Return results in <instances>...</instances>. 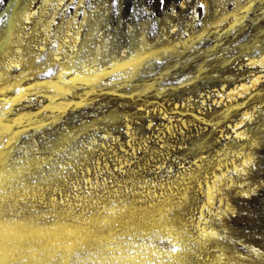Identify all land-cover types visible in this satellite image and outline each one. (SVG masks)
<instances>
[{
  "label": "rangeland",
  "instance_id": "rangeland-1",
  "mask_svg": "<svg viewBox=\"0 0 264 264\" xmlns=\"http://www.w3.org/2000/svg\"><path fill=\"white\" fill-rule=\"evenodd\" d=\"M100 1L109 8L110 36L145 28L144 50L137 41L123 47L156 59L136 75L106 67L99 81L85 83L92 74L61 77L60 62L47 53L39 56L42 71L18 76L17 53L5 59L0 51V218L18 222L26 234L23 247L37 249L45 264L61 245L71 247L70 259L63 257L68 264H264V125L255 118L264 108V73L245 100L221 96L264 51V0H224L219 14L226 19L217 24L214 17L209 26L201 0L85 5L93 11ZM70 2L61 12L75 13ZM30 3L0 0V46L19 4ZM32 6L40 17L43 2ZM247 108L254 119L238 129L244 134L237 139L229 125ZM236 151L250 152L257 167L232 171L241 159L232 155ZM222 169L233 210L213 217L219 199L213 209L203 208L205 188ZM249 185L258 190L242 194L240 186ZM206 222L217 230L209 241L200 237Z\"/></svg>",
  "mask_w": 264,
  "mask_h": 264
},
{
  "label": "bare ground",
  "instance_id": "bare-ground-1",
  "mask_svg": "<svg viewBox=\"0 0 264 264\" xmlns=\"http://www.w3.org/2000/svg\"><path fill=\"white\" fill-rule=\"evenodd\" d=\"M30 1L31 3L27 7H25L24 4H22L24 6L21 7V5L19 4L20 7L14 13L15 16L13 22L9 27L7 26L8 28L6 31L3 30L5 32L6 38L4 43L1 44L2 46H0V51L3 53L5 59H7L6 57H9L12 52L17 53L18 60L14 62L21 68L19 69L18 67L17 69H14V73H17L18 76H30L34 75L38 71H42V66L38 61L39 56L43 55L44 53L53 55V58L60 62V69H58L60 70L58 74L59 76L62 77L63 75H75V77H79L82 74L88 76L92 74V68H95L98 73L101 71V69H103L104 71V68H106L105 64L111 65L112 60L109 59V57L115 59L117 51L122 50V48L124 49V44L130 45L134 41H137L140 46L138 50L141 51L143 49H141V44H143L144 47L145 42L147 43V32L145 28H140L141 30H137L131 34L129 33L130 27L127 28L125 33L122 32L123 30L121 28V31L119 32L120 34H115L114 37H111L110 30L106 28V21L110 18V15L109 12L108 14H105L106 11L109 10V8L104 7L102 5V1H100V3L96 6L95 10L90 11L85 5V0H71L70 4H68V9L71 4H76L75 13L71 15L69 13V15H67L61 12V4L65 0H40L45 6H40L43 8L42 14L38 18L35 17L37 9H35V6H32V3H35V0ZM238 1L239 0H237V2ZM185 3L186 2L182 1V7H184ZM201 3L205 4L207 8V10H204V13L206 15V17L204 16V21H206L207 26L210 25V21L212 18L216 17L215 19H217L218 21L221 17L224 16L223 13L222 15L219 14L226 8L224 0H201ZM212 3L215 4V6L212 7ZM79 11L80 16L82 15V18H80V16L78 15ZM214 11L218 12L217 14L219 15H211V13ZM197 16L198 14L196 10L195 13L193 12V17L196 18ZM104 26L105 30L102 31V29H104ZM134 34L138 35V40L135 39L136 37H134ZM77 37H79V40H77ZM9 41H11V43H9ZM70 45L74 47H70ZM97 47L104 49V54L101 56V59L105 62V64H89V73L85 74L82 72L81 67L75 63V61L77 59H84L90 53L94 54ZM53 50H57L59 52L56 53ZM249 64L251 65V68H253V70L248 75L239 79L238 83L231 87L229 91L226 90V93L221 94L222 97L224 96V99L228 98V101L233 102V100H236L239 102L240 99L245 100L256 92L257 87L262 82V73H264V70H262L261 68L264 67V51L257 56L251 57L249 59ZM73 69H75V71H73ZM254 78L258 79L259 82L254 83ZM227 79L229 80L230 78L227 77ZM241 85H246V87H241ZM223 90L224 87L222 88V91ZM253 111L254 110L247 108L244 112H242L240 119L242 120L245 114L252 115ZM238 122V120H234L233 124H231V128L235 129V132L238 131V129L235 127L236 123ZM127 132L129 134H132L130 124H127ZM240 132L242 133V135L244 134V131L241 130ZM194 141L193 142L198 145L199 140L196 139ZM200 143L199 146H201ZM243 153L247 157L252 158L250 152ZM241 165L242 160L240 159L239 163L235 162L234 168L240 167ZM224 169H222L220 173H218L217 171L213 172V180L208 181L206 184L205 202L203 204V208L206 204L208 208L212 207L213 209V206L216 205L217 200L219 199V204L217 205L218 207H215V214L220 217H223L229 210H233L231 199L224 192L223 188V178L226 175V171ZM227 169L229 171L228 167ZM240 187L242 194L244 192L250 194V192L253 191L251 185H249L248 187ZM209 189H211L212 191V198L210 201L208 200ZM171 203L173 202L171 201L166 209H170L174 206ZM202 216L203 213H201V219ZM213 232L215 233V235L217 234L216 228H214L212 225H208L207 222L204 226L200 225V237H202L204 240L209 241L213 236H215L212 235ZM203 233H207V235H204ZM224 256L231 258L232 255L225 254Z\"/></svg>",
  "mask_w": 264,
  "mask_h": 264
},
{
  "label": "snow or ice",
  "instance_id": "snow-or-ice-1",
  "mask_svg": "<svg viewBox=\"0 0 264 264\" xmlns=\"http://www.w3.org/2000/svg\"><path fill=\"white\" fill-rule=\"evenodd\" d=\"M161 4L165 3V0H160ZM183 6V5H181ZM199 9L207 10L206 5L201 3L198 5ZM247 11L246 7H241L240 12L244 13ZM193 12L195 13L196 10L193 9ZM230 15L234 18V23L240 22V17L236 13H230ZM27 18V17H25ZM226 17H221L217 24L223 23ZM172 32H176V28L171 29ZM187 35V33H185ZM77 40H79V37H77ZM70 47H74L71 46ZM143 48V44H141V49ZM104 54V49L97 47L96 52L94 54L90 53L88 54L84 59H77L75 63L79 65L82 69V72L87 74L89 73V64L97 65V64H105L104 61H102L101 56ZM59 59V58H57ZM109 59L112 60L111 65L105 64V67H115L118 69H124L127 71L129 76H133L139 73V69L141 65H144L152 60H155V56L148 52V53H142L137 50H133L130 48H125L122 50H118L116 53V58L112 59L109 57ZM16 67H19V65H16ZM262 70H264V67H261ZM51 68L48 69L44 75H50L51 74ZM75 71V69H73ZM92 75L89 76L87 79H85V83H92L94 81H99L102 75H105L103 72V69L99 73H97L95 68L91 69ZM254 83H258V79L253 80ZM241 87H246V85H241ZM256 119L260 120V123L264 125V108H260L256 111ZM254 117L251 114H245L243 116V119L241 120L239 116H237V120L239 121L236 123L235 127L237 129L241 128L246 121H253ZM231 127V125H229ZM235 137L237 139L242 137V133L240 131L235 132ZM232 155L240 156L242 160V165L240 167L233 168L232 171H235L237 173L243 172L245 167H251L256 168L257 166L253 163L252 159L247 157L243 152H233ZM260 170L264 172V164H261ZM246 175V173H245ZM259 188H264V178H261L259 182ZM258 189L256 187L253 188V192L257 191ZM244 195H248L249 193L244 192ZM212 198V191L209 189L208 191V200L210 201ZM205 207L207 205L205 204ZM68 214H72V208L69 207L67 210ZM200 212L203 213V209H200ZM52 215H55L54 212L51 213ZM18 215V213L16 214ZM41 215H44V213H41ZM213 217L215 216V213L211 214ZM4 216V210L0 209V217ZM74 219H79L78 216H74ZM18 222L14 219H5L0 218V264H9L8 257H12V264H45L44 261L37 259V249H35L32 246H29L27 248L23 247L26 239V234L22 232L19 228L16 227V224ZM204 235H207V233H203ZM212 235H215L213 232ZM255 250V249H253ZM171 252H176L177 247H172L170 249ZM72 250L70 246H58L53 248L49 251L50 259L46 262V264H54V261L57 260V257H60L59 264H68V260L64 259L63 257L67 255V257L70 259L72 255ZM77 256H79V253H76ZM148 264H155V261H148Z\"/></svg>",
  "mask_w": 264,
  "mask_h": 264
}]
</instances>
